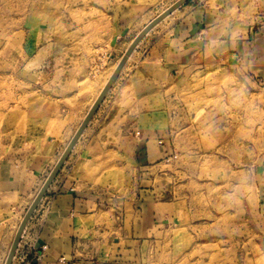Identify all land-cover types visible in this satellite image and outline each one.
<instances>
[{
    "label": "rangeland",
    "instance_id": "rangeland-1",
    "mask_svg": "<svg viewBox=\"0 0 264 264\" xmlns=\"http://www.w3.org/2000/svg\"><path fill=\"white\" fill-rule=\"evenodd\" d=\"M177 1L0 0V150L42 93L67 87L83 62H106L112 40L124 53ZM131 8L138 14L115 39L113 26ZM167 18L138 47L166 30ZM190 86L165 94V139H154L163 154L122 177L115 200L107 194L89 264H264V79L219 68Z\"/></svg>",
    "mask_w": 264,
    "mask_h": 264
},
{
    "label": "crops",
    "instance_id": "crops-1",
    "mask_svg": "<svg viewBox=\"0 0 264 264\" xmlns=\"http://www.w3.org/2000/svg\"><path fill=\"white\" fill-rule=\"evenodd\" d=\"M138 12L128 9L117 20L115 39L126 36ZM168 19L118 76L45 195L44 211L28 223L12 264H89L90 235L107 194L115 200L122 177L163 154L154 139H165V94H184L219 68L264 79V0H189ZM123 46L112 40L106 62H83L67 87L42 93L43 103L25 110L0 150V264L28 201L118 66Z\"/></svg>",
    "mask_w": 264,
    "mask_h": 264
},
{
    "label": "water",
    "instance_id": "water-1",
    "mask_svg": "<svg viewBox=\"0 0 264 264\" xmlns=\"http://www.w3.org/2000/svg\"><path fill=\"white\" fill-rule=\"evenodd\" d=\"M189 0H180L178 3H176L175 5H173L169 10H167L163 15H161L158 19H156L153 23H151L149 26L146 27V29L137 37V39L134 41V43L132 44V46L130 47V49L128 50V52L126 53V56L124 57V59L122 60L120 66L118 67L117 71L115 72L112 80L110 81L107 89L103 92L102 96L100 97V99L98 100L97 104L95 105V107L93 108V110L91 111L90 115L88 116L87 120L85 121V123L82 125L81 129L79 130V132L77 133V135L75 136V138L73 139L72 143L70 144V146L68 147L67 151L64 153L62 159L60 160L59 164L57 165V167L55 168V170L53 171V173L51 174L50 178L48 179L45 187L43 188L41 194L39 195V197L37 198V200L35 201L34 205L30 208V210L28 211L20 229H19V233L16 237L15 243L13 245L12 251L10 253L9 259L7 261V264H12V260L14 257V254L16 252L17 246L19 244L22 232L27 224V222L29 221V219L31 218L32 214L34 213V211L37 209L39 203L41 202L42 198L46 195L49 187L51 186V184L53 183V181L55 180V178L57 177V175L59 174L63 164L65 163V161L67 160L69 154L71 153L73 147L75 146L77 140L80 138V136L82 135L83 131L85 130L86 126L88 125L89 121L91 120V118L93 117V115L95 114L96 110L98 109L99 105L101 104V102L103 101L106 92L109 90L110 86L113 84V82L115 81V79L118 77L121 69L123 68V66L125 65L128 57L132 54V52L135 50V48L138 46V44L141 42V40L160 22H162L167 16L171 15L174 11H176L177 9H179L181 6H183L184 4H186Z\"/></svg>",
    "mask_w": 264,
    "mask_h": 264
},
{
    "label": "bare ground",
    "instance_id": "bare-ground-1",
    "mask_svg": "<svg viewBox=\"0 0 264 264\" xmlns=\"http://www.w3.org/2000/svg\"><path fill=\"white\" fill-rule=\"evenodd\" d=\"M179 1H180V0H179ZM179 1H177L176 3H178ZM176 3H175V4H176ZM175 4H174V5H175ZM171 7H172V6H171ZM171 7H170V8H171ZM170 8H168L167 10H169ZM167 10H166V11H167ZM177 10H178V9H177ZM166 11H165V12H166ZM165 12H163L161 15H163ZM174 12H176V11H174ZM174 12H173V13H174ZM161 15H160V16H161ZM160 16H158L156 19H158ZM169 16H170V15H169ZM167 17H168V16H167ZM167 17H166V18H167ZM166 18H165V19H166ZM156 19H154L151 23H153ZM165 19H164V20H165ZM167 19H168V18H167ZM162 22H163V21H162ZM151 23H149L147 26H149ZM160 23H161V22H160ZM160 23H159V24H160ZM159 24H157L155 27L157 28V26H158ZM147 26H146V27H147ZM146 27H145V28H144V29L138 34V36H139V35H140V34L146 29ZM155 27H154V28H155ZM154 28H153V29H154ZM153 29H152V30H153ZM148 34H149V33H148ZM148 34H147V35H148ZM138 36H137V37H138ZM137 37L134 39V41L137 39ZM142 40H143V39H142ZM142 40H141V42H142ZM134 41L129 45L128 49L126 50V53H127L128 50L130 49V47L132 46V44L134 43ZM141 42H140V43H141ZM140 43H139V44H140ZM139 44H138V46H140ZM138 46H137V47H138ZM137 47L135 48V50L137 49ZM135 50H134V51L132 52V54L128 57V59H127L125 65H124L123 68L121 69L120 73L123 71V69H124V67L126 66V64L128 63V61H129V60L132 58V56L134 55ZM126 53L124 54V56H123L122 59L120 60L118 66L116 67V69L114 70V72L112 73V75L110 76V78H108V81L106 82L104 88L100 91V93L97 95V97L95 98V100H94L93 103L91 104L88 113H87L86 116L83 118V121H82V123L80 124V126L78 127V129H77V130L75 131V133L72 135V138H71V140L69 141V143L67 144L65 150H64L63 153L60 155V157H59V159L56 161V163L52 166L48 178L45 179L46 181L44 182V184L42 185V187H40L41 189L39 188L40 190L38 191L36 197L34 198L32 204H31V206L29 207L28 211H29L30 208L34 205L35 201L37 200V198H38L39 195L41 194V192H42L43 188L45 187V185H46L48 179L50 178L51 174L53 173V171L55 170V168H56L57 165L59 164L60 160L62 159L64 153L67 151L68 147L70 146V144L72 143L73 139L75 138V136L77 135V133H78L79 130L81 129L82 125H83V124L85 123V121L87 120L88 116L90 115L91 111L93 110V108H94L95 105L97 104V102H98V100L100 99V97L102 96L103 92L107 89V87H108L110 81L112 80V78H113L115 72L117 71V69H118V67L120 66L122 60H123L124 57L126 56ZM120 73H119V75H120ZM119 75H118V76H119ZM117 78H118V77H117ZM117 78L115 79V81L113 82V84L116 82ZM113 84L110 86L109 90L106 92V95H107V94L109 93V91L111 90ZM106 95H105V97H106ZM105 97H104V99H105ZM104 99H103V100H104ZM102 102H103V101H102ZM102 102H101V103H102ZM100 105H101V104H100ZM100 105H99V106H100ZM98 108H99V107H98ZM97 110H98V109H97ZM97 110H96V112H97ZM96 112H95V114H96ZM95 114H94V115H95ZM94 115H93V117H94ZM93 117H92L91 120L89 121L88 125L86 126V128H85V130L83 131V133H82V135L80 136V138L77 140L75 146L77 145V143L79 142V140H80V139L82 138V136L84 135V133H85V131L87 130L88 126L90 125V123H91ZM75 146L73 147V149L75 148ZM73 149H72V151H73ZM72 151H71V152H72ZM70 154H71V153H70ZM70 154H69V155H70ZM68 157H69V156H68ZM66 161H67V160H66ZM66 161H65V162H66ZM64 164H65V163H64ZM64 164H63V166H64ZM63 166H62V167H63ZM51 185H52V184H51ZM50 187H51V186H50ZM50 187H49V188H50ZM44 198H45V197H44ZM27 213H28V212H27ZM27 213L25 214L24 218L22 219V221H21V223H20V225H19V227H18V229H17V231H16V234H15L14 240L12 241V244H11V246H10V248H9V251H8V253H7V255H6V258H5L3 264H7V261H8V259H9L10 253H11V251H12V248H13V245H14V243H15L16 237H17V235H18V233H19V229H20V227H21V225H22V223H23V221H24V219H25ZM27 223H28V222H27ZM26 225H27V224H26ZM25 227H26V226H25ZM24 229H25V228H24ZM23 232H24V230H23ZM23 232H22V235H23ZM22 235H21V236H22ZM20 239H21V238H20ZM19 242H20V241H19ZM19 244H20V243H19ZM19 244H18V246H19ZM18 246H17V248H18ZM16 252H17V249H16ZM16 252H15V254H16ZM15 254H14L13 259L15 258ZM12 262H13V260H12Z\"/></svg>",
    "mask_w": 264,
    "mask_h": 264
}]
</instances>
